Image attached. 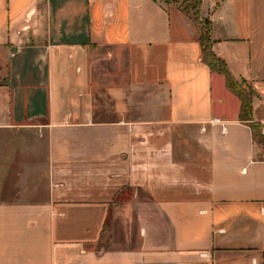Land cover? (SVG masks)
<instances>
[{
    "label": "crops",
    "instance_id": "0c3cea01",
    "mask_svg": "<svg viewBox=\"0 0 264 264\" xmlns=\"http://www.w3.org/2000/svg\"><path fill=\"white\" fill-rule=\"evenodd\" d=\"M184 1L0 0V264H264V149ZM199 1L264 132V0Z\"/></svg>",
    "mask_w": 264,
    "mask_h": 264
},
{
    "label": "trees",
    "instance_id": "16d2710c",
    "mask_svg": "<svg viewBox=\"0 0 264 264\" xmlns=\"http://www.w3.org/2000/svg\"><path fill=\"white\" fill-rule=\"evenodd\" d=\"M167 1L174 2L176 0ZM184 3H187V7H190L189 3L192 4L195 13V19L198 21V24H200L199 40L202 48L203 61L210 66L212 71H216L225 76L227 87L241 100L240 119L251 127L254 142L264 149L263 125L261 122L256 121L253 116V100L257 95L256 89L251 83H248L245 80H237L231 73L226 61L214 51L210 21L205 18L201 19L199 15L200 1H184ZM6 82V79L0 80V84H4Z\"/></svg>",
    "mask_w": 264,
    "mask_h": 264
},
{
    "label": "rangeland",
    "instance_id": "374dc122",
    "mask_svg": "<svg viewBox=\"0 0 264 264\" xmlns=\"http://www.w3.org/2000/svg\"><path fill=\"white\" fill-rule=\"evenodd\" d=\"M165 2H167V3H175V1L174 2H168L167 0H164ZM189 5H190V7H187V3H182V7H183V9L185 10V12L187 13V14H189L193 19H194V21H196L197 23H198V21L195 19V13H194V9H193V6H192V4L191 3H189ZM186 7V9H185V7ZM199 27H200V24H199ZM263 148V147H262ZM262 151V150H261ZM261 154H262V156L264 157V151H262L261 152ZM111 221V218H109V222Z\"/></svg>",
    "mask_w": 264,
    "mask_h": 264
},
{
    "label": "built area",
    "instance_id": "2783aa9c",
    "mask_svg": "<svg viewBox=\"0 0 264 264\" xmlns=\"http://www.w3.org/2000/svg\"><path fill=\"white\" fill-rule=\"evenodd\" d=\"M253 264H259L256 259L253 260Z\"/></svg>",
    "mask_w": 264,
    "mask_h": 264
}]
</instances>
